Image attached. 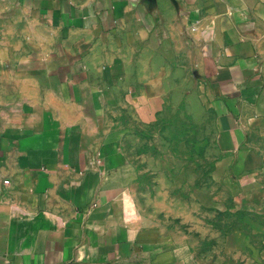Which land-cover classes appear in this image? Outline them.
Here are the masks:
<instances>
[{
	"label": "crops",
	"instance_id": "obj_1",
	"mask_svg": "<svg viewBox=\"0 0 264 264\" xmlns=\"http://www.w3.org/2000/svg\"><path fill=\"white\" fill-rule=\"evenodd\" d=\"M167 44L264 186V0H0V264H190L130 223L99 135L161 90Z\"/></svg>",
	"mask_w": 264,
	"mask_h": 264
},
{
	"label": "rangeland",
	"instance_id": "obj_2",
	"mask_svg": "<svg viewBox=\"0 0 264 264\" xmlns=\"http://www.w3.org/2000/svg\"><path fill=\"white\" fill-rule=\"evenodd\" d=\"M168 48L161 90L114 110L117 132L99 134L114 194L130 223L190 264H264V186L233 170L225 134L196 107L195 70L189 83L183 50Z\"/></svg>",
	"mask_w": 264,
	"mask_h": 264
},
{
	"label": "built area",
	"instance_id": "obj_3",
	"mask_svg": "<svg viewBox=\"0 0 264 264\" xmlns=\"http://www.w3.org/2000/svg\"><path fill=\"white\" fill-rule=\"evenodd\" d=\"M7 183V182H6Z\"/></svg>",
	"mask_w": 264,
	"mask_h": 264
}]
</instances>
